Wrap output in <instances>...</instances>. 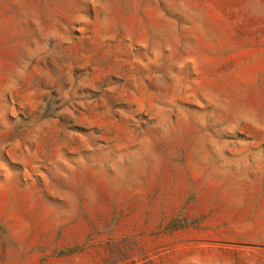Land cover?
<instances>
[{
  "label": "rangeland",
  "instance_id": "374dc122",
  "mask_svg": "<svg viewBox=\"0 0 264 264\" xmlns=\"http://www.w3.org/2000/svg\"><path fill=\"white\" fill-rule=\"evenodd\" d=\"M0 264H264V0H0Z\"/></svg>",
  "mask_w": 264,
  "mask_h": 264
}]
</instances>
